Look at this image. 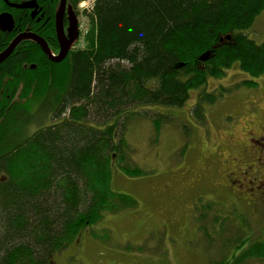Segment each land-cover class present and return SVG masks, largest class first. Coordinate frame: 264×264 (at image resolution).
<instances>
[{
	"label": "trees",
	"instance_id": "trees-1",
	"mask_svg": "<svg viewBox=\"0 0 264 264\" xmlns=\"http://www.w3.org/2000/svg\"><path fill=\"white\" fill-rule=\"evenodd\" d=\"M84 1L68 0L86 28L64 65L26 42L0 68V122L7 111L24 121L10 109L23 77L56 83L60 65L68 73L46 91L53 122L0 152V264H51L107 216L138 206L113 189L114 165L125 175H146L128 160L134 123L150 119L158 137L169 124L168 111L183 109L194 91L192 114L203 122L205 107L217 100L205 89L209 78L223 77L237 61L253 75L264 72L263 49L246 36L264 0H96L80 12ZM58 3L52 2V16ZM31 22L22 19L21 28ZM221 207L212 201L194 206L199 230L210 241L217 243L224 231L233 240L222 245L225 252L233 248L229 258L210 243L216 252L210 264L264 262V243L241 240ZM95 232L90 235L96 238ZM103 234L111 239L106 230L98 237Z\"/></svg>",
	"mask_w": 264,
	"mask_h": 264
},
{
	"label": "rangeland",
	"instance_id": "rangeland-1",
	"mask_svg": "<svg viewBox=\"0 0 264 264\" xmlns=\"http://www.w3.org/2000/svg\"><path fill=\"white\" fill-rule=\"evenodd\" d=\"M95 1L86 0L78 10L83 12L91 8ZM80 23L85 29L83 16ZM36 66L30 67L31 70H36ZM59 67L56 83H52V79L44 81L34 74L28 75L30 78L23 77L19 84V91L9 95L14 98L10 109L21 113L24 121L20 123L18 118L14 121L12 113L7 111L0 122V152L53 122L51 98L46 97V91L48 85H60L67 77V70ZM239 71L233 64L224 79L209 80L205 89L216 94L217 100L205 107L203 122H198L192 114L199 94L194 91L183 109L168 111L172 119L170 116L169 124L158 137L154 135L150 119L132 125L136 126L129 131L127 141L133 153L128 160L146 171V175H125L114 165L113 189L132 196L138 206L107 216L98 226L89 228L64 253L54 256L51 264H210L216 253L210 243L214 244L216 254L229 258L234 253L233 248L226 249L229 252L226 253L222 245L233 240H229L225 231L216 238L217 243L200 232L194 215L198 202L212 201L221 205L228 216L226 219L232 220L228 226H232L231 230L241 240L247 239V244L264 243V200L260 204L262 207L257 209L247 201L246 194L241 201H236L222 186L228 183L226 175L237 169L236 159L242 149L239 147L245 146L251 135V126H242L249 119L247 113H243L241 122L235 125L234 115L247 112L245 108L250 103L243 94L247 87L234 86L244 79ZM28 108V113H22ZM19 130L21 134L15 135ZM5 132L9 133L7 140ZM154 139L158 141L154 143ZM229 157L231 164L226 165ZM224 165L228 171L223 174ZM247 179L251 180L252 176ZM93 230L96 238L90 235ZM104 230L110 233L111 239L106 240L105 234L103 238L98 237ZM248 264L264 262L251 260Z\"/></svg>",
	"mask_w": 264,
	"mask_h": 264
},
{
	"label": "flooded vegetation",
	"instance_id": "flooded-vegetation-1",
	"mask_svg": "<svg viewBox=\"0 0 264 264\" xmlns=\"http://www.w3.org/2000/svg\"><path fill=\"white\" fill-rule=\"evenodd\" d=\"M52 2L53 0H0V17L6 15V17L13 22L12 30H5L0 26V54L6 51L18 36L22 34H35L47 43L51 50V54L57 57L62 49L59 39L60 32L57 27V19L59 17L62 0H59L58 7L53 16L50 12L53 6ZM28 16L31 17L32 27L22 29L21 20L24 18L28 20ZM59 18H61V16ZM77 19L79 24L80 22L76 11L69 6L67 0V5L61 18V39H63V41L70 40V36L72 35L70 32L74 29V25L77 26ZM246 36L250 41H253L256 46L261 47L264 52V10L256 18L252 28L246 32ZM228 41L231 42L232 38ZM26 42H32L39 46L36 42L31 40L22 41L10 57H12L22 44ZM72 44L75 43L73 42ZM39 48L45 57L50 60L40 46ZM5 62L0 64V68ZM234 65L239 68L241 71H239V74H243L244 78L235 83L234 86H239L240 88L246 86L247 90H245L243 94L250 100V103L246 105L247 108H245L248 109L247 112L243 111L241 114L236 113L234 115L236 119L235 125L241 122L243 113H247L249 119L246 122L248 124L243 123L242 126H251V135L247 139V144L239 147V149H242L240 150L239 158L236 159L239 163L237 169L235 171H230L226 175L228 179V181H226L228 183H223L222 186L233 200L241 201L243 195L246 194L247 201L253 203L252 205L259 209L262 207L260 204L264 200V104H262V102H264V72L257 76L244 70L241 61H237ZM228 69L229 68L224 70L225 74ZM225 74L223 79L225 78ZM211 79L213 78H209V80ZM221 85L224 89H228L227 86ZM207 93L211 92L207 91ZM13 101L14 98L12 102ZM229 164H231L230 157L226 165ZM226 165H224L223 174L228 171ZM247 176H252V179L248 180ZM245 181H248L250 185H247Z\"/></svg>",
	"mask_w": 264,
	"mask_h": 264
},
{
	"label": "water",
	"instance_id": "water-1",
	"mask_svg": "<svg viewBox=\"0 0 264 264\" xmlns=\"http://www.w3.org/2000/svg\"><path fill=\"white\" fill-rule=\"evenodd\" d=\"M67 5V0H62L61 5H60V13H59V17L63 15V12L65 11ZM57 19V27L59 28V32H60V36L59 39L61 41V45H62V49L59 53V55L57 57H54L51 54V50L49 48V46L47 45V43L40 38L39 36L35 35V34H22L20 36H18V38L12 42L10 44V46L7 48L6 51H4L2 54H0V64H2L3 62H5L14 52V50L16 49V47L22 42V41H26V40H31L33 42H36L43 50V52L47 55V57L55 63H61L63 62L69 55L70 49H71V45L73 42H75L76 39H78L79 37V33H78V19H77V26L74 25V29L70 32V34H72L70 36V40H64L61 39V29H62V23H61V18ZM0 26L3 29H8V30H12L13 29V22L11 19H8L6 17V15H3L0 17ZM228 40H231V38L229 36H227ZM224 39H222L223 41ZM203 61L207 60L206 58H202Z\"/></svg>",
	"mask_w": 264,
	"mask_h": 264
}]
</instances>
